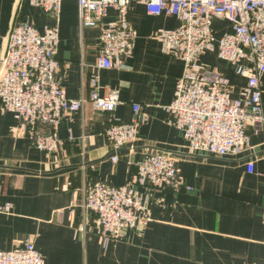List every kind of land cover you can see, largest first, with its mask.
Listing matches in <instances>:
<instances>
[{"label":"crops","instance_id":"crops-1","mask_svg":"<svg viewBox=\"0 0 264 264\" xmlns=\"http://www.w3.org/2000/svg\"><path fill=\"white\" fill-rule=\"evenodd\" d=\"M116 19L110 10L106 22ZM127 19L137 33L133 56L120 70L99 75L102 96L120 91L118 120L131 121L132 107H142L147 123L137 142L119 152L113 164L105 137L110 116L88 105L53 131L61 144L47 154L32 144L13 114H0V205L10 206L9 215H0V252L21 250L32 240L44 264H264V130H249L253 150L240 157L189 154L185 134L170 125L167 113L185 65L157 38L180 23L150 16L138 4L131 5ZM20 22L34 23L40 32L56 25L24 0H0V59L11 27ZM59 27L57 60L65 94L78 99L96 70L99 30L81 29L77 0H63ZM214 27L219 36L232 31L226 22L216 21ZM201 62L225 75L238 98L245 78L216 55L206 54ZM262 85L264 90V78ZM159 152L178 160L186 190L136 187L151 223L105 244L95 216H85L80 207L83 191L98 182L124 186L135 176L133 162Z\"/></svg>","mask_w":264,"mask_h":264},{"label":"built area","instance_id":"built-area-1","mask_svg":"<svg viewBox=\"0 0 264 264\" xmlns=\"http://www.w3.org/2000/svg\"><path fill=\"white\" fill-rule=\"evenodd\" d=\"M24 2L44 11L56 25L43 32L31 22L11 27L7 51L0 59V114H13L40 151L55 153L61 143L53 131L88 105L110 116L105 137L114 152L113 164L119 162V152L137 142L147 123L142 107H132L131 121L118 120L120 91L102 96L99 75L102 70H120L133 56L137 33L127 19L132 4L145 7L150 16L180 23L157 38L166 53L185 65L167 113L170 125L185 134L189 154L226 158L253 150L249 130H264V0H77L81 29L99 30L96 70L78 99L67 98L57 60L63 0ZM110 10L116 11L117 19L106 22ZM216 21L230 24L232 31L219 36ZM206 54L216 55L237 77L247 80L238 98H233V85L225 75L202 64ZM252 165L248 163L249 170ZM132 166L135 176L124 186L98 182L83 191L80 207L85 216H95L97 234L105 244L121 241L128 230L151 223V212L136 187L175 194L187 188L178 160L165 152L145 156ZM9 212L8 204L0 205V215ZM0 264H44V259L29 240L21 250L0 252Z\"/></svg>","mask_w":264,"mask_h":264}]
</instances>
